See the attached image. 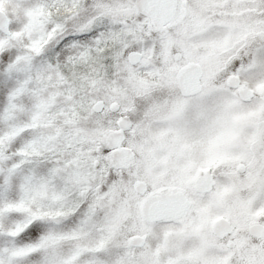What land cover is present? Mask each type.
Masks as SVG:
<instances>
[{
    "label": "snow or ice",
    "instance_id": "obj_1",
    "mask_svg": "<svg viewBox=\"0 0 264 264\" xmlns=\"http://www.w3.org/2000/svg\"><path fill=\"white\" fill-rule=\"evenodd\" d=\"M156 0H0V264H264V243L200 254L152 234L164 197L116 200L106 141L151 58ZM179 9V3L174 5ZM256 29L264 37V0ZM245 78L264 82V48ZM264 225V169L249 178Z\"/></svg>",
    "mask_w": 264,
    "mask_h": 264
},
{
    "label": "rangeland",
    "instance_id": "obj_2",
    "mask_svg": "<svg viewBox=\"0 0 264 264\" xmlns=\"http://www.w3.org/2000/svg\"><path fill=\"white\" fill-rule=\"evenodd\" d=\"M191 1L196 2L178 0L179 9L175 8L165 26L153 22L152 55L142 66L149 75L146 81L141 79L139 90L149 92L146 105L141 106L144 112L151 100H159L156 105L161 107L155 108V117L134 126L126 110L121 109L115 126L109 122L105 137L114 143L112 151L119 157L114 170L119 185L116 200L128 206L127 214L131 216L137 205L142 206L150 196L182 193L189 201L185 218L174 226L152 225V234L167 238L179 229L177 246L187 241L199 243L197 251L203 254L209 247H224L217 240L206 243L201 239L200 230L211 217H226L235 224L260 223L255 213L250 215L258 194L251 192L249 178L264 169V82L256 81L249 87L245 72L251 70V65L236 73L234 62L242 58L247 64L249 53L264 48V37L241 46L243 36L258 28L259 22L254 18L257 10L245 7L255 0H205L212 6L203 13L188 12L186 2ZM176 53L181 55L179 61L174 59ZM190 62L203 68V89L184 98L178 92L175 75ZM231 75L252 91L254 97L249 102L225 87V80ZM164 83L170 86L162 93L150 92ZM124 119L128 127H119ZM122 149L127 151L125 155L120 154ZM238 164L250 167L249 171L245 175L236 172ZM206 171L212 175L214 185L207 196H201L194 183ZM135 181L146 184L144 195L132 190ZM260 207L264 208V204ZM234 239L237 250L249 246L244 244L242 234Z\"/></svg>",
    "mask_w": 264,
    "mask_h": 264
},
{
    "label": "water",
    "instance_id": "obj_3",
    "mask_svg": "<svg viewBox=\"0 0 264 264\" xmlns=\"http://www.w3.org/2000/svg\"><path fill=\"white\" fill-rule=\"evenodd\" d=\"M156 4L157 7L154 12L153 22L158 24L159 26H165L171 21L174 15L175 0H156ZM180 58L181 55L179 53H176L174 55V59L176 61L180 60ZM202 76V68L197 63L191 62L179 69L175 75V82L181 96L190 97L200 93L202 89ZM225 86L228 89L235 90L237 96L242 101H250V99L253 97L252 91L241 86L239 83V79L236 76L228 77L225 81ZM119 127H128L127 120H121L119 122ZM126 153L127 151L125 149H122L120 151L121 155H125ZM236 171L239 173H243L244 166L242 164H238L236 167ZM212 185V176L208 172H206L202 177H199L195 181V189L199 193H208L211 190ZM132 189L134 190V192L143 195L146 191V185L141 181H135L132 185ZM153 198L154 197L147 198L143 202V204ZM164 199L165 203L163 204V206L158 208V214L154 217L153 222H159L166 219H179L188 207V201L181 193H177L172 196H165ZM211 230L217 236L223 237L226 233L231 231V226L226 220L220 218L213 222ZM250 231L258 237L264 236V228L262 226L257 228V225H253L250 228Z\"/></svg>",
    "mask_w": 264,
    "mask_h": 264
},
{
    "label": "flooded vegetation",
    "instance_id": "obj_4",
    "mask_svg": "<svg viewBox=\"0 0 264 264\" xmlns=\"http://www.w3.org/2000/svg\"><path fill=\"white\" fill-rule=\"evenodd\" d=\"M186 10L188 12L192 11V12H199V13H203V12H206L209 8H211L212 4L205 1V0H196V2L194 1H191V2H186ZM191 8V9H190ZM261 38V35L258 31L256 32H252L248 35H244L243 36V40L241 41L242 42V45L241 46H245L247 45L248 43H252L253 41L255 40H259ZM192 97V96H191ZM161 105H157L156 109L158 110V108H160ZM154 110L153 111V115L157 113V110ZM151 116L150 119L152 120L155 116ZM150 120V121H151ZM128 122V121H127ZM129 124V123H128ZM114 144V143H113ZM258 156V155H257ZM258 159V158H257ZM257 159H255V162H258ZM249 168L250 167H245L244 166V172L242 173V175H245L248 171H249ZM208 172V171H207ZM212 176V175H211ZM213 179V177H212ZM213 185H214V181H213ZM194 187H195V183H194ZM213 187V186H212ZM196 190V189H195ZM212 190V188H211ZM211 190L209 192H211ZM198 194H200L201 196H207L209 194L208 193H199L198 191H196ZM176 193H180V192H175L171 195H174ZM171 195H163V196H171ZM160 197H162L160 195ZM187 199V198H186ZM188 200V199H187ZM188 205H189V201H188ZM256 205V204H255ZM188 208V207H187ZM187 210V209H186ZM186 212V211H185ZM184 212V214L177 220H174V219H167V220H163V221H160V222H157V223H152V225H156V224H162L163 226H174L176 225L177 223L181 222L184 218H185V215L186 213ZM222 218L223 220H226L230 226H231V231L226 233L223 237H219L217 236L216 234H214L211 230V226L213 224V222L217 219H220ZM259 223H254V224H235L233 221L229 220L228 218L226 217H222V216H217V217H211V220L209 222V224H207V226L201 228L200 232H201V236L203 239V241H206V243L210 240H217L221 243H223V246L226 248L229 244V242H231L233 245L236 246V249L238 248V244L237 242L235 241V237L237 234H242L243 235V241H244V244H248L249 246H252V245H260L262 243H264V236L262 237H258L256 236L254 233H252L250 231V228L253 226V225H257ZM195 226V225H194ZM263 228H264V225H261ZM196 227H198V225H196ZM202 230L205 231L202 233ZM189 239H195V238H188L187 240ZM208 240V241H207ZM188 242V241H187ZM185 243V244H190V242L188 243ZM193 244V243H192ZM196 245L199 244V243H195ZM223 249H217V250H214L212 248H208L206 249L208 252H216V253H220V252H223L224 251V248Z\"/></svg>",
    "mask_w": 264,
    "mask_h": 264
},
{
    "label": "trees",
    "instance_id": "obj_5",
    "mask_svg": "<svg viewBox=\"0 0 264 264\" xmlns=\"http://www.w3.org/2000/svg\"><path fill=\"white\" fill-rule=\"evenodd\" d=\"M168 86H170L168 83H164L162 85V87H153L155 89H153L150 92L155 93V94L162 93L163 90L165 91V88ZM148 94H149V92H147V91L146 92H143V90L137 91L134 94L133 98L129 101V107H127L125 109L131 123L134 126L144 125L145 123H148L150 117L153 115V111L157 107L156 102L159 103V100H157V99L154 101L151 100V102L149 100V102H150L149 108L147 109V112H144V109H142L141 106L146 105V101L149 98V97H147ZM154 105L156 107H154Z\"/></svg>",
    "mask_w": 264,
    "mask_h": 264
}]
</instances>
